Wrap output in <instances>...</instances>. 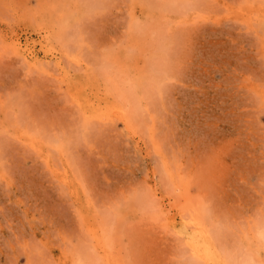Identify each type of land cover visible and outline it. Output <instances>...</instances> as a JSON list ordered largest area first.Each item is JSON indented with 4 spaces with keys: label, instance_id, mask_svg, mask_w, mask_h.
Listing matches in <instances>:
<instances>
[{
    "label": "rangeland",
    "instance_id": "1",
    "mask_svg": "<svg viewBox=\"0 0 264 264\" xmlns=\"http://www.w3.org/2000/svg\"><path fill=\"white\" fill-rule=\"evenodd\" d=\"M0 264H264V0H0Z\"/></svg>",
    "mask_w": 264,
    "mask_h": 264
}]
</instances>
